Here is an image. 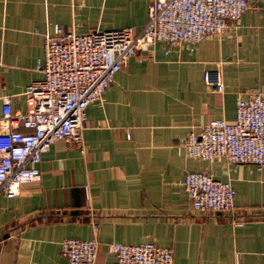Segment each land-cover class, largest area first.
I'll return each instance as SVG.
<instances>
[{
    "label": "crops",
    "instance_id": "1",
    "mask_svg": "<svg viewBox=\"0 0 264 264\" xmlns=\"http://www.w3.org/2000/svg\"><path fill=\"white\" fill-rule=\"evenodd\" d=\"M220 34L186 44L137 49L119 69L101 104L86 107L82 141L56 139L41 155L37 179L13 197L0 193V264H67L60 241L92 234L94 264H113L109 243L152 240L171 247L174 264H264V168L190 156L177 144L211 118L232 120L235 100L264 90V0ZM152 0H0V112L10 95L42 76L43 33L57 23L78 32L140 29ZM220 62L223 91L203 81ZM24 129V127H22ZM210 170L235 189L230 213L193 209L182 180ZM243 216V220H233Z\"/></svg>",
    "mask_w": 264,
    "mask_h": 264
},
{
    "label": "built area",
    "instance_id": "2",
    "mask_svg": "<svg viewBox=\"0 0 264 264\" xmlns=\"http://www.w3.org/2000/svg\"><path fill=\"white\" fill-rule=\"evenodd\" d=\"M248 7V0H152L147 20L137 30L119 26L78 32L53 24L50 32L43 33L42 55L36 59L42 76L21 92L28 107L15 113L10 95L2 97L0 193L13 197L23 182L39 178L41 155L56 139L81 143L87 105L101 104L115 73L137 49L164 42L186 44L193 50L204 36L233 25ZM219 68L217 61L213 70L204 69L202 77L222 92ZM177 147L194 157L246 161L264 168V90L248 89L236 98L232 120L211 118L199 130H190ZM182 183L193 209L232 212L235 189L228 179L217 178L208 169L187 170ZM91 217L90 237L60 241L67 264H94L98 223ZM233 220L240 222L243 216ZM109 248L115 256L113 264H174L172 248L152 240L112 242Z\"/></svg>",
    "mask_w": 264,
    "mask_h": 264
},
{
    "label": "water",
    "instance_id": "3",
    "mask_svg": "<svg viewBox=\"0 0 264 264\" xmlns=\"http://www.w3.org/2000/svg\"><path fill=\"white\" fill-rule=\"evenodd\" d=\"M6 235H7V233L2 234V235L0 236V239L3 238V237H5Z\"/></svg>",
    "mask_w": 264,
    "mask_h": 264
}]
</instances>
